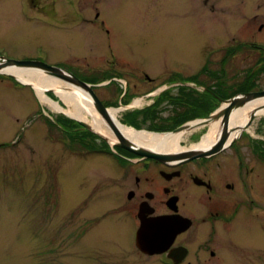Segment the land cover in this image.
<instances>
[{
	"label": "rangeland",
	"instance_id": "374dc122",
	"mask_svg": "<svg viewBox=\"0 0 264 264\" xmlns=\"http://www.w3.org/2000/svg\"><path fill=\"white\" fill-rule=\"evenodd\" d=\"M169 1L179 5V12L183 0ZM87 4L91 6L88 0ZM120 9L116 5V12ZM116 12L110 16L107 12L104 17L112 35L108 42L98 27L87 26L80 17L69 27L54 28L24 21L19 9L7 10L0 14L1 53L10 61L60 65L84 82L101 84L98 92L94 91L98 98L107 88L118 90L116 98L121 96V81L139 82L143 74L161 84L169 83V79L193 82L203 75L207 52L223 45L219 26L206 30L195 41L189 38L184 42L180 38L186 35L169 32L175 27L169 20L177 19L173 14L162 24L171 38L159 35L152 39V28L140 31L136 14H132V20L125 16L119 22ZM186 23L190 34V14L182 26ZM198 49L199 54L194 52ZM213 60H207L209 66L219 59ZM200 66L202 72L198 73ZM243 66V62H237V68L230 66L222 80L231 76L239 79L238 69L242 72ZM167 67L173 68V73L167 74ZM40 73L52 77L45 71ZM14 77L0 72V264H150L136 256L132 220L119 211L120 201L111 197L116 185L109 171L113 158L110 154L79 155L73 148L71 118L41 104L36 91ZM202 77L205 79V75ZM53 78L62 83L58 90L71 91L69 83ZM260 82L259 91L264 89V79ZM45 94L71 112L54 90ZM133 100L136 107L142 104L135 96ZM119 115L116 117L120 121ZM129 128L151 132L131 125ZM206 128L185 132L181 145L199 141ZM263 140L264 117L235 141L239 148L249 149L252 143L264 150ZM256 192L261 203L249 210L248 205L242 207L247 218L237 219L235 253L226 254L225 263L264 264V189ZM218 236L226 238L223 244L228 242V232H218Z\"/></svg>",
	"mask_w": 264,
	"mask_h": 264
},
{
	"label": "flooded vegetation",
	"instance_id": "af4514ba",
	"mask_svg": "<svg viewBox=\"0 0 264 264\" xmlns=\"http://www.w3.org/2000/svg\"><path fill=\"white\" fill-rule=\"evenodd\" d=\"M88 1L90 7L87 0H0V14L19 9L24 21L54 28L69 27L80 17L87 26L98 27L107 39L112 35L108 31V19L104 17L107 12L108 16L114 14L116 5L121 7L116 12L119 22L125 16L132 20V14H136L138 20L135 23L140 25V31L152 28V39L159 35L171 38L162 24L173 14L177 19L169 20L175 26L169 32L174 30L186 35L180 38L184 42L189 38L195 41L203 37L206 30L220 27L223 45L207 52L202 64L205 79L198 75L193 82H188L187 78L173 82L169 79V83L161 84L143 74L139 82H119L121 96L116 98L118 90L115 88L105 89L103 96L98 98L94 91L98 92L101 84L92 83V91L100 105L108 111L118 108L119 122L124 126L166 132L165 129L176 120H182L184 124L208 117L218 109L219 100L225 101L236 92L259 91L260 80L264 79V0H183L177 13L179 5L168 0ZM140 4L142 9H139ZM189 14L193 22V32L189 26L190 34L188 23L182 26L183 19L188 22ZM146 37L151 40L150 36ZM194 52L199 54L201 50ZM210 57L215 61L219 59L216 65L209 66L207 60ZM237 62L244 63V70L238 69L239 79L233 76L227 80L214 78L221 71L224 76L230 66L237 68ZM228 63L230 66L226 67ZM57 67L73 73L60 65ZM200 69L201 66L197 68ZM165 70L167 74L173 73V68ZM134 96L142 99L138 107L131 102ZM173 99L179 100L178 103L173 104ZM91 108L100 117L93 103ZM86 119L71 118L73 148L79 155L108 157L110 154L113 158L114 164L109 171L116 185L111 197L120 201L119 211L132 220L134 246L141 219L159 220L166 225L174 222L190 224L169 244L165 243L166 238H160V244L166 246L162 252L148 255L135 246L136 256L150 264H229L225 263L224 256L235 253L237 219L247 218L242 207L248 205L249 210L252 205L258 207L261 203L256 190L264 189V161H259L264 158V150L252 143L249 149L239 148L236 147L238 142L234 141L216 155L190 161L160 162L137 156L116 145L111 149L103 139L108 137L92 127L90 116ZM191 139L195 140V137L192 135ZM222 231L229 233L228 242L224 244L222 241L226 238L218 236Z\"/></svg>",
	"mask_w": 264,
	"mask_h": 264
},
{
	"label": "bare ground",
	"instance_id": "6f19581e",
	"mask_svg": "<svg viewBox=\"0 0 264 264\" xmlns=\"http://www.w3.org/2000/svg\"><path fill=\"white\" fill-rule=\"evenodd\" d=\"M1 71L5 74L14 75L18 80H20L23 83L31 84L34 90L36 91V95L39 101L41 102V104L48 106L52 111L58 113H65L70 118H76L82 121L87 120L86 116H90L93 121L92 127L96 131L102 133L103 135H105L108 138H111L114 141L113 138L115 137L112 136V134L109 132L108 129L104 128L102 121L99 119V117L94 113V111L91 108V103H92L91 99L86 95L84 91H81L80 89L71 86L70 84L69 85L67 84V88L70 87L69 88L71 90L70 92L67 91L66 89L58 90L57 88L60 87L62 83L59 80L54 79L53 77L44 76L43 75L44 73L43 74L40 73L39 70L33 71L32 69L5 67L0 69V72ZM50 89L54 90V93L60 98V100L64 103L65 106L71 108V112L64 111L57 102L52 101L48 96H46L45 94L46 90H50ZM261 91H252V92H261ZM246 93H251V92H246ZM238 94H243V93L239 92L235 95ZM220 106L221 108H224L225 104L220 103L218 109L220 108ZM118 111H119L118 109L117 110L110 109L108 112L110 113L111 118L114 121L120 134L130 142L145 147L147 149H150L154 152L157 151L164 154H174L179 152H188L191 150H205L207 148L212 147L215 141L217 140L218 136L220 135V132H223V125L222 127H220L221 116H219L217 119H212L210 121H206L204 120L205 118H202L184 124L182 123L181 125L175 127L174 129L166 132H158V133L157 132L147 133L144 131L138 132L134 129L122 125L119 122L118 117H116ZM262 117H264V97L252 100L246 103L244 106L232 110L229 115L228 124L226 125L224 130L226 133L225 142L227 144V147H229V144L231 142H234L235 140L239 139L244 131L249 132L252 124L259 121ZM251 119L252 121L249 124ZM184 125H185V129L181 130L180 132L172 133L173 130ZM247 125L248 127H246ZM202 126L203 127L206 126L207 128L205 133L199 139V141L193 143L191 146L181 145L182 136L184 135L185 132L191 131L193 129H198V127H202ZM176 161L178 160L175 159L169 160V162H176Z\"/></svg>",
	"mask_w": 264,
	"mask_h": 264
},
{
	"label": "water",
	"instance_id": "95a60500",
	"mask_svg": "<svg viewBox=\"0 0 264 264\" xmlns=\"http://www.w3.org/2000/svg\"><path fill=\"white\" fill-rule=\"evenodd\" d=\"M5 67L34 69V70H39L40 72L45 71L47 75L60 78L66 81L67 83H69L70 85L80 89L81 91H84L86 95L92 100V103L97 109L102 122L105 125H107L109 130L112 131L113 136L117 140L115 144L113 143L114 145L122 147L137 156H141L145 158H152L160 162H165V161L174 160V159L178 161H183V160L190 161V160L205 158L209 155L218 154L219 152H221L227 147V144L225 142L226 133L224 130H225L226 125L228 124V119H229V115L231 111L241 106H244L246 103L252 100L264 97V91H261V92L238 94L225 101L219 100L221 104H225V107L221 108L222 106L221 105L219 109H217L214 113L210 114L208 117L204 119L206 121H210L212 119H217L219 116H221L220 127H222L223 125V132H220V135L218 136L217 140L215 141L212 147L207 148L205 150H191L188 152L164 154V153L157 152V151L154 152L150 149L134 144L130 142L129 140H127L125 137H123L120 134L119 130L117 129L108 110L100 105L97 97L95 96V94L93 93L91 89V86L80 81L78 78H76L72 74H69L68 72L60 68L47 66L46 64L40 61L15 62V61H10V60L0 58V69L5 68ZM30 86L33 88L31 84ZM251 121L252 119L250 120L249 124L251 123ZM248 125L246 127H248ZM183 129H185V125L180 126L179 128H176L175 130L172 131V133L180 132ZM103 139L107 142H110L105 137H103ZM189 225H190L189 223L183 224L182 222L180 223L174 222L171 225H166V224H162L161 222H159V220L144 221L143 219H141L140 226L135 234V246L139 251H141L144 254L153 255V254L160 253L166 247L165 245L162 246L160 244V238H166L165 243L168 242L169 244L171 243L172 239L177 234L182 232L184 229H187Z\"/></svg>",
	"mask_w": 264,
	"mask_h": 264
},
{
	"label": "trees",
	"instance_id": "16d2710c",
	"mask_svg": "<svg viewBox=\"0 0 264 264\" xmlns=\"http://www.w3.org/2000/svg\"><path fill=\"white\" fill-rule=\"evenodd\" d=\"M222 76H223V71H221L220 73H218V74H216L215 76H214V78L215 79H217V80H220L221 78H222ZM216 93L218 94V92L216 91ZM236 93H239V92H236ZM223 94H225V95H228L229 93H227V92H223ZM206 99H208V97H206V96H204ZM209 100V99H208ZM178 101L179 100H177V99H173L172 100V103L173 104H176V103H178ZM174 107H176V106H174ZM181 121L182 120H176V122H171V124L169 125V127L170 128H166L165 130L166 131H169V130H172V129H174L175 127H177V126H179V125H181L182 123H181ZM172 128V129H171Z\"/></svg>",
	"mask_w": 264,
	"mask_h": 264
}]
</instances>
